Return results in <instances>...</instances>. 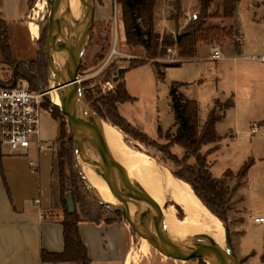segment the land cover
Segmentation results:
<instances>
[{
    "label": "rangeland",
    "instance_id": "obj_1",
    "mask_svg": "<svg viewBox=\"0 0 264 264\" xmlns=\"http://www.w3.org/2000/svg\"><path fill=\"white\" fill-rule=\"evenodd\" d=\"M224 1L214 0L205 13V20L208 25H216L223 30L220 38L208 42H199L196 46L197 51L193 59H182L176 51L174 57L178 62L170 63L168 62L169 59H167L166 50L165 55L148 59L145 58V52L142 47L127 44L123 30L121 7L117 4L116 0H92L94 14L77 68V76L80 80L78 85L81 95L84 98L83 89L91 91L93 98L96 100L105 98L109 94L114 93L116 87V82H112V79L109 78L110 75L117 74L119 69L126 71L131 65L145 60V66L125 73L124 81L126 90L129 95L136 99V102L132 105L120 106L118 113L121 112L120 115L125 117L124 119H127L128 123L147 135L150 139L156 141L157 145L160 146L165 145L166 141L164 138L159 139L157 137L158 127L161 128L164 134L168 129L173 128L174 123L169 94L172 84L180 82L181 86L177 89V94L182 95L188 100L197 102L198 117L201 123L205 120L215 100L223 103L231 96V92L236 91L237 109L226 112L225 120L217 131L222 135L227 127H231L234 138L231 140L221 139L225 141H221L223 143L220 151L208 157V161H210L208 164L209 172L216 179L217 184L226 189L227 195H230L225 197L227 200L221 208L218 204L209 200L210 203L212 202L214 204L211 206L212 209L225 218L226 225L203 204L196 196L192 187L187 185L192 190L194 196L211 214L208 213L215 216L223 224L224 228L227 229L230 248L237 261H241L240 258L244 255L248 256L252 254L249 263L261 264L260 258L264 247V225L255 223L253 219L257 215L264 216V175L260 172L262 166L257 165L251 169L245 185L244 179L237 178L236 174L248 158L257 156V149L264 148V140L260 139L264 130H255L257 127L256 122L264 120V92H256L253 101L258 103V107L251 110L247 106L248 100L243 93L244 90L241 89L239 83L238 85L234 84L232 76L233 63L231 59L211 61L210 54L212 47L216 46L220 50L223 48V55L228 57L231 55L230 52L232 49H239L242 33V54L243 56H248L249 59L240 63L239 70L245 73L243 75L252 78L264 87V73L262 69H259L263 68L264 63L250 58L264 56V0H236L231 18L221 17V8ZM194 14L197 16L200 14V17H202L199 9V0H155L153 7V30L160 38L168 35L175 36L182 33L188 23L193 21L188 20V18ZM49 18V7L46 2L44 0H33L28 21L32 23L31 26L36 25L38 27V36L42 31L45 32L44 40L48 31ZM166 20L172 22L171 28L165 27ZM86 24L87 21H84L82 25L85 27ZM140 27L143 31L142 24H140ZM113 49L115 52L111 53ZM152 62L165 65L182 64L178 66H162L164 71L161 72V77H158L156 71H151V66H153L151 64ZM8 68V66L2 67L3 70L0 73L1 83H6L10 79L11 69ZM46 78L47 83L43 86V91H48L53 84L52 77L47 70V65ZM51 104V96L48 95L45 99V105ZM87 104L90 106L91 103L87 102ZM90 109L93 112L92 114L97 116L91 106ZM83 110L85 111L84 107ZM217 111L219 112L220 110L218 109ZM57 122L58 124H62L66 138L72 135L66 118L62 114L57 119ZM107 124L103 125L105 127L110 125ZM251 126L255 127L253 132L251 131ZM121 138L130 150L139 156L144 155L148 157L154 164L166 170L168 174L173 176L172 172L178 170L156 148L147 146L146 144H140L123 134ZM61 141L57 142V139L55 140V150H53L51 141L44 142V149L40 152V172L38 175L31 173L35 181L37 183L40 182L43 189L46 188V183L48 184L52 181V183L56 184L57 182L56 179L51 178V163L52 159H55L56 151ZM75 147L76 145L73 141V164L81 178L74 160ZM2 149L8 150L6 146H2ZM171 152L178 158H181L183 155L182 149L177 146L172 147ZM34 153V150H30L26 158L28 160L35 159L36 156ZM26 158L25 160H27ZM228 169L229 171L225 173ZM87 178L94 189L99 186L89 175ZM180 181L184 183L182 180ZM84 184L85 187L80 188V193L86 206L88 205V209L91 210L92 217L94 216L105 221L118 219L124 221L123 218L115 215L113 208H102L93 205L92 201H95L98 205L101 204L94 199L92 189L89 188L88 190L85 182ZM198 193L202 198L211 199L209 196L205 197V194L201 191H198ZM102 197L105 198L104 196ZM165 202L174 208L175 221L183 222L184 213L181 208H178L175 204L173 205L169 200ZM50 209L53 212V216L59 215L62 218L61 207L56 200L52 201L51 198ZM76 210L80 211L79 202L76 204ZM125 224L127 225L126 222ZM86 228V231H83V237L86 238L87 234L93 235L98 231L93 224H88ZM99 232L103 233L102 231ZM131 234L133 237V245L127 257L128 259H126L127 264L130 261L132 264H199L198 260L178 261L162 256L146 240L139 238L132 231Z\"/></svg>",
    "mask_w": 264,
    "mask_h": 264
},
{
    "label": "trees",
    "instance_id": "obj_2",
    "mask_svg": "<svg viewBox=\"0 0 264 264\" xmlns=\"http://www.w3.org/2000/svg\"><path fill=\"white\" fill-rule=\"evenodd\" d=\"M236 0H225L221 8V17L231 18L234 11V3ZM33 0L31 1L32 4ZM121 7V17L125 40L130 46H140L145 52V58L153 59L156 56L165 55L166 48L175 47L177 54L182 59H193L196 55V46L199 42H208L219 39L223 34V30L216 25H208L205 20V13L210 8L214 0H199V9L202 17L196 16V19L190 21L185 30L175 36L168 35L160 38L153 30V7L155 0H116ZM179 9V8H178ZM178 12V11H177ZM179 16V14H178ZM140 24L144 30L142 31ZM45 32L42 31L37 40L38 57L34 61L17 62L12 59L8 33L6 25L0 19V59L4 65L11 69L10 79L6 83H1L0 86H10L18 79H24L28 82L31 90H42L47 83L46 78V56H45ZM3 60V61H2ZM158 75L161 77L160 68L166 66H178L151 63ZM146 65L145 60L138 64L131 65L126 71H123L120 78L115 83L114 93L109 94L105 98L96 100L93 98L91 91L83 89V93L87 102L96 115L104 122L118 131L119 134L129 137L133 141L140 144L156 148L166 158L173 163L178 170L172 172L173 177L182 180L184 183L192 187L196 196L209 208L219 220L226 225L225 218L220 216L212 205L218 204L220 208L225 204L227 191L221 185H218L209 172L207 164V156L218 150V143L221 141L216 133L215 126L220 122L227 110L234 106L233 96L228 97L223 103L219 100L213 102L212 107L207 113L203 123L198 117V105L194 100H188L182 95L177 94V89L181 86L180 83H174L170 86V107L174 115L173 128L168 129L164 134L160 127L157 129V137L164 138L166 144L163 146L157 145L156 141L150 139L147 135L140 132L131 124L125 121L118 113L116 104L132 102V98L126 91L124 76L130 70ZM110 75V74H109ZM108 75V76H109ZM117 75L114 73L109 78L113 79ZM113 77V78H112ZM108 78V77H107ZM108 78V79H109ZM84 88V86H82ZM220 110L219 112L217 110ZM55 120L59 119L61 113L54 105L50 114ZM264 126V121L260 123ZM121 132V133H120ZM121 134V135H122ZM62 140V141H61ZM59 147L56 151L55 159L52 160L51 178L56 179V184L50 183V198L52 201H57L62 211V219L60 221L62 227L63 250L59 253H52L42 250L40 252V261L42 263L58 264H90L87 255V250L80 237L78 224L80 221L101 220L97 217H92L91 210L86 206L84 199L80 193V188L85 187L83 180L75 170L73 164V137H65V132L62 124H59L57 142ZM177 146L183 151L181 158H178L171 152V148ZM212 146L206 152L202 153L203 147ZM253 160L248 159L238 170L236 177L244 179ZM66 170V172H65ZM227 170L226 172H228ZM225 172V173H226ZM224 173V174H225ZM198 191L203 192L205 197L202 198ZM70 193L73 199L75 211L69 213L66 205V195ZM225 199V200H224ZM209 200L212 202L210 203ZM80 203V211L76 210V204ZM89 204V203H88ZM92 204L97 207L95 201ZM90 205V204H89ZM174 205V204H173ZM176 206V205H175ZM178 207V206H177ZM179 208V207H178ZM119 218L122 216L115 212ZM215 217V216H214ZM106 222H109L106 220ZM252 255V254H251ZM249 255L248 257H251ZM245 260V259H244ZM244 260L239 261L242 264ZM264 263V252L260 258ZM199 264H205L202 260H198Z\"/></svg>",
    "mask_w": 264,
    "mask_h": 264
},
{
    "label": "crops",
    "instance_id": "obj_3",
    "mask_svg": "<svg viewBox=\"0 0 264 264\" xmlns=\"http://www.w3.org/2000/svg\"><path fill=\"white\" fill-rule=\"evenodd\" d=\"M31 1L32 0H0V19L6 25L12 59L17 62L34 61L38 57V27L36 25L31 26L32 23L28 21ZM171 26L172 22L166 20L165 27L171 28ZM241 37L242 40L239 49L233 50L231 48L232 50L230 53L232 56H224L223 48L221 49V61L231 59L233 63L232 76L234 84L238 85L239 83L241 89L244 90L243 93L248 100L247 106L252 110L258 107V103L253 101L256 92L260 91L263 93L264 87L259 85V83L252 78L243 75L245 73L239 70L240 63L249 59L248 56H243L242 54V33ZM250 58L257 59L253 57ZM259 69H262L264 73V66ZM151 71H155L153 66H151ZM160 71L163 72L164 69L161 67ZM236 93V91L231 92L234 106L226 112L237 109L238 102L236 100ZM135 102L136 99L134 98L132 102L118 103V112L120 106L132 105ZM226 112L224 118L216 124L215 129L217 135L221 137V139L231 140L234 138L231 127H227L222 135L217 132L218 128L225 120ZM120 116L125 118L122 115ZM125 121L127 122V119H125ZM263 121L256 122V131L260 129L264 130V126L260 124ZM251 127L250 129L253 132L255 127ZM39 130L43 149L44 142L51 141L53 150H55L54 142L58 137L59 131L57 120L50 114L43 113L40 119ZM260 139L264 140V132L260 136ZM221 141L218 143V150L210 155L220 151L223 143ZM31 147L27 151L12 154L9 150L2 149V146H0V264H50L40 261V252L44 250L52 253H59L63 250L62 227L60 224L62 218L59 215L53 216V212L50 209V183H46V188L43 189L40 182L37 183L35 181L27 164L28 158L26 157H28L30 150H34L36 157L32 160H37L39 162L40 172V152L43 149L37 151L34 146ZM211 147L212 146L203 147L201 152L204 153ZM256 152L257 156L250 157L253 160V164L250 166L247 176L244 178V185L248 181L247 177L251 169L255 168V166H262L260 172L264 175V148H259ZM210 155L207 156V164L210 163V161H208ZM25 158L27 160H25ZM36 200L39 202L35 203ZM255 217L264 216L257 215ZM95 223L94 221H80L78 224L79 234L86 247L90 264H127L126 259H128L127 257L132 249L133 237L125 222L119 219L106 222L101 219L99 222ZM88 224H93L98 231L93 235L87 234L86 238L83 237V231H86V226H88ZM263 252L264 247L262 255ZM248 256L244 255L240 260L245 259L243 263L250 264V257ZM58 264L71 263L63 262ZM128 264H132L131 261ZM261 264L263 263L261 262Z\"/></svg>",
    "mask_w": 264,
    "mask_h": 264
},
{
    "label": "bare ground",
    "instance_id": "obj_4",
    "mask_svg": "<svg viewBox=\"0 0 264 264\" xmlns=\"http://www.w3.org/2000/svg\"><path fill=\"white\" fill-rule=\"evenodd\" d=\"M58 1L60 0H56ZM63 5L62 18L66 30L74 33L77 21L84 13V6L78 0H67ZM52 46L56 56L63 59L66 57L64 42L59 35L54 36ZM55 65L58 64L55 63ZM52 87L53 84L51 89ZM47 95H50L51 101L57 104L55 90L48 92ZM77 116L92 131L106 140L110 150L122 162L127 173V187L130 192L131 208L135 215L144 221H150L153 217H164V223L160 226L161 230H147L148 236L155 237L175 252L180 251V244L187 245L189 237L194 247L198 249L223 248L221 243L224 237L223 224L210 215L211 213L194 196L187 184L175 179L148 157L134 153L122 141L118 131L109 126L105 127L104 122L95 116L89 117L82 107L78 108ZM74 160L81 177L92 187L93 196L100 203H106L114 208L112 190L114 173L111 167L106 166L98 156L79 147L74 149ZM87 174L99 185L95 189L88 181ZM166 200L181 208L184 213L183 222L175 221L173 207L164 208Z\"/></svg>",
    "mask_w": 264,
    "mask_h": 264
},
{
    "label": "water",
    "instance_id": "obj_5",
    "mask_svg": "<svg viewBox=\"0 0 264 264\" xmlns=\"http://www.w3.org/2000/svg\"><path fill=\"white\" fill-rule=\"evenodd\" d=\"M44 1L49 7L50 14L48 31L45 40L47 70L53 80V87L52 89L50 87L49 90L56 91L57 104H55V106L66 118L76 147L98 156L102 159V162H104L106 166L108 165L113 170L114 184L112 190L113 199L115 201V207L113 210L122 216L135 235L146 240V242L162 256L178 261L202 260L207 264H239L230 248L228 232L224 226V237L221 242L223 244V248L221 249L195 248L189 237L187 239V245L184 246L183 244H180V251L175 252L166 247L155 237L148 236L146 234L147 230H161L160 226L164 223V217H153L150 221H144L135 215L131 208L130 192L127 187V173L122 165V162H120L110 150L106 140L98 133L92 131L77 116V110L79 107H84L86 111L85 113L89 117L95 116L92 114L93 112L87 104L86 99L81 95L78 85L80 80L77 76V68L80 62L82 48L92 25L94 14L93 2L92 0H78L84 6V13L79 21H77L74 33H70L66 30L65 23L62 18L64 7L63 3L67 0H62V2L61 0L58 2H56V0ZM84 21H87L85 27L82 25ZM55 35H59L64 42V51L66 54L64 59L56 56L54 53L52 40ZM55 63L58 65H55ZM122 71L123 69L118 70L117 75L112 79V82H117ZM49 90L48 92H50ZM95 117L100 119L97 116ZM84 182L86 183L85 180ZM86 186L88 190L89 188L92 189L88 183H86ZM94 199L100 203L95 197ZM100 204L109 208L106 203ZM66 205L68 212L74 213L75 207L70 193L66 195ZM168 206L169 204L165 202L164 208H168Z\"/></svg>",
    "mask_w": 264,
    "mask_h": 264
},
{
    "label": "built area",
    "instance_id": "obj_6",
    "mask_svg": "<svg viewBox=\"0 0 264 264\" xmlns=\"http://www.w3.org/2000/svg\"><path fill=\"white\" fill-rule=\"evenodd\" d=\"M196 16L194 14L188 20H195ZM114 52L112 50L111 53ZM175 52V47L166 49L168 62H178L174 57ZM221 59L220 48L212 47L210 60ZM255 60L264 63V57ZM2 67L6 66L0 62V73H2ZM47 94V90H31L24 79H18L10 86H0V146H6L12 154L27 151L31 146H34L37 151L43 149V143L40 140V119L43 113L51 114L54 106L52 101L51 105H45ZM27 164L32 174H39L37 160L29 159ZM38 202V200L35 201V203ZM253 221L264 225V217H254Z\"/></svg>",
    "mask_w": 264,
    "mask_h": 264
}]
</instances>
